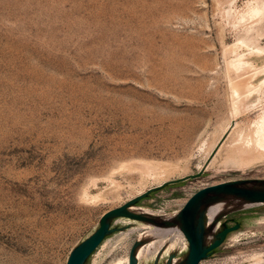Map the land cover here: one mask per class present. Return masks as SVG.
Returning a JSON list of instances; mask_svg holds the SVG:
<instances>
[{"label": "rangeland", "instance_id": "obj_1", "mask_svg": "<svg viewBox=\"0 0 264 264\" xmlns=\"http://www.w3.org/2000/svg\"><path fill=\"white\" fill-rule=\"evenodd\" d=\"M257 1L0 0V264H66L105 213L161 181L197 174L230 122L238 127L202 177L137 206L180 213L204 188L264 181V152L247 151L264 114V52L226 51L247 33L264 48ZM244 55L238 72L233 61ZM233 86L246 94L235 112ZM245 145L249 153L238 149ZM138 160L187 171L157 182L137 173ZM234 220L240 229L200 264H264V204L229 214L216 232ZM143 224L114 220L110 243L87 264H118L138 237L116 243L117 236ZM186 243L158 264L172 254L186 261Z\"/></svg>", "mask_w": 264, "mask_h": 264}, {"label": "water", "instance_id": "obj_2", "mask_svg": "<svg viewBox=\"0 0 264 264\" xmlns=\"http://www.w3.org/2000/svg\"><path fill=\"white\" fill-rule=\"evenodd\" d=\"M217 151L218 149H215L211 153L203 168L198 171L197 174L165 182L155 188L149 189L123 206L105 213L101 217L99 227L95 233L71 251L66 264H87L104 240L117 231V229L112 227V222L116 219L124 218L134 222H142L150 225L153 224L154 221L152 219L141 214L133 213L130 209L137 206L153 193L168 186L202 177ZM236 200L264 204V181L244 180L212 185L195 193L184 205L179 213L181 229L188 242V256L183 264H200L223 245L228 235L240 229L241 224L237 220L233 221L234 225L231 227H229L227 223H224L222 230L214 233L211 242L208 244L205 243L207 230H214L216 225L219 224L222 219L231 214H223L210 221L208 219V210L210 206L216 202ZM142 244L143 241L138 240L131 246L128 256V264H138L135 253ZM161 255V252L157 254L154 264H158ZM173 260L174 254L169 255L165 264H172Z\"/></svg>", "mask_w": 264, "mask_h": 264}, {"label": "bare ground", "instance_id": "obj_3", "mask_svg": "<svg viewBox=\"0 0 264 264\" xmlns=\"http://www.w3.org/2000/svg\"><path fill=\"white\" fill-rule=\"evenodd\" d=\"M258 1H259V5H258ZM257 2H255L256 3V7H254L253 8V12L254 13H257V14H259V15H262V16H260V17H262V19L264 20V0H258ZM252 6V5H251ZM250 7H248V9H249ZM251 10H252V8H251ZM249 12V11H248ZM251 12V11H250ZM262 13V14H261ZM249 14V13H248ZM243 18V20H244V17H242ZM246 18V17H245ZM256 18H257V16H256ZM261 20V19H260ZM262 20V21H263ZM248 32V31H247ZM247 32H245V33H247ZM250 32V31H249ZM249 33H247V34H245V35H248ZM245 35H242V38L240 37V42H239V44H237L236 46L234 45V48L232 47V49L230 48V49H226V51L228 50V51H230V53H232L231 51L232 50H234L235 48L236 49H238V46L239 45H245V46H247L248 47V45H249V47H253V49H255V54H261V53H263L264 52V48H260V47H258V46H255L254 45V41H253V39H248V38H245L246 36ZM250 36H251V34H250ZM250 36H249V38H250ZM244 37V38H243ZM256 42V41H255ZM256 44V43H255ZM251 45V46H250ZM242 46H241V48H242ZM246 47V48H247ZM236 49H235V51H236ZM240 49V48H239ZM235 51H234V54H236L235 53ZM237 52H239V50L237 51ZM250 52V51H249ZM251 52H252V50H251ZM251 52L250 53H248V54H251ZM254 52V51H253ZM252 52V53H253ZM233 54V53H232ZM242 54V53H241ZM239 55V54H238ZM243 55V54H242ZM235 56H237V54L235 55ZM236 59V58H235ZM234 59V60H235ZM233 63H234V69L236 70H238V72H239V69L241 70L242 68H243V66L244 65H247L248 64V61L245 59V55L244 56H240V57H237V59L235 60V61H233ZM251 62H249V64H250ZM251 65V64H250ZM251 66H253V65H251ZM245 68H251V67H246L245 66ZM236 70V71H237ZM243 70V69H242ZM264 72V71H263ZM260 73V72H259ZM258 74V73H257ZM262 74V73H261ZM256 76V75H255ZM254 78V77H253ZM251 81V80H250ZM263 82V81H262ZM264 83V82H263ZM250 84H251V82H250ZM246 86V85H245ZM250 86H253V84L252 85H250ZM258 86V85H257ZM256 86V87H257ZM260 86V87H259ZM258 87H257V89H255L254 88V86L252 87V88H254V90L252 91H250V93H249V90H247L246 89V91H248L247 93H248V95L246 96V99L250 96V95H252V94H254V93H256V92H260L261 90H262V88H261V86H262V83L259 85ZM239 88V86L238 87H232V98H231V100H233V110H234V112L236 111V107H237V101L239 100V99H244V96L246 95L245 93H241L240 92V89H238ZM249 89V88H248ZM251 89V88H250ZM262 92V91H261ZM258 94V93H257ZM251 97V96H250ZM249 99V98H248ZM248 101V100H247ZM248 103H250V102H248ZM253 103V102H252ZM260 119V118H259ZM232 123V124H231ZM230 124H231V126L226 130L227 132L224 134V136L223 137H221V140L218 142V144L216 145H213V146H215L214 148H212V151L210 152V155H211V153L215 150V149H218V151H217V153L218 152H220V149H221V147L222 146H224L226 143V140H227V138H228V136H229V134H230V132L231 131H233V130H235V127H238V126H236V123L235 122H230ZM256 124V123H255ZM229 126V125H228ZM227 128V127H226ZM256 128V127H255ZM254 131H256V136L255 137H252V135L254 136L255 135V133H254ZM251 134V136L249 135V137H251V138H254V140L253 139H249L250 141H248V142H252L251 144L253 145L252 147H251V149H248L247 148V151L249 150H251L252 152L254 151H256V152H260L261 151V153H263L264 152V114H263V116L261 117V119H260V121L258 122L257 121V130H254ZM235 132V131H234ZM233 132V133H234ZM254 133V134H253ZM241 136H242V134L240 135V137L239 138H241ZM248 137V138H249ZM230 138V137H229ZM244 139H247V136H246V138H243L242 140H243V143H237L236 144V146H238V145H242L243 146V144H245L244 143ZM253 140V141H252ZM237 141H238V139H237ZM235 142H236V140H235ZM225 143V144H224ZM249 143V144H250ZM235 144V143H234ZM248 144V143H247ZM233 145V144H232ZM251 146V145H250ZM233 147V146H232ZM253 147H254V150H253ZM245 149H243V148H241V146H239V148L238 149H241V150H245V152H246V145H245V147H244ZM237 149V148H236ZM237 149V150H238ZM233 150H235V145H234V149ZM237 150L235 151V152H233V153H236L237 152ZM241 150H238V151H241ZM208 152V153H209ZM242 152V151H241ZM244 151L242 152V153H245ZM251 152V153H252ZM217 153H216V155H217ZM231 153V152H230ZM232 153V154H233ZM246 153H249V152H246ZM232 154H228L229 155V157H231V156H235L234 154L232 155ZM253 154V153H252ZM259 153H257L256 155H258ZM209 155V154H208ZM209 155V156H210ZM215 155V157H217ZM241 155V154H240ZM240 155H236L235 156V158L234 159H236L237 158V156H238V158H239V156ZM255 155V156H256ZM260 155V154H259ZM258 155V156H259ZM244 156H245V154H244ZM248 156V155H247ZM262 155H260V157H261ZM263 156H264V154H263ZM263 156L261 157L262 159L261 160H263L264 158H263ZM214 157V158H215ZM241 157V156H240ZM250 157H251V154H250ZM250 157H249V159H246V160H248L249 162L251 161V159H252V161H254V156H253V158H251L250 159ZM209 158V157H208ZM208 158H206V161H207V159ZM214 158H213V160H212V162L210 163V165L212 166V163H214L213 161H214ZM236 159V160H234L235 162H237V163H243V162H239V161H237V160H239V159ZM246 158V157H245ZM257 158V157H256ZM255 158V159H256ZM226 159V163H227V159L229 160L230 158H225ZM224 159V160H225ZM231 159H232V157H231ZM242 159V158H241ZM258 159V158H257ZM216 160V159H215ZM233 160V159H232ZM260 160V159H259ZM259 160H257V161H259ZM139 161V160H138ZM142 161V160H141ZM139 161V167H136V166H134V168H137L138 170H137V173H141L142 175L141 176H144L145 174H147V175H149L150 177L151 176H153L156 180H157V182L158 181H160L163 177H169V176H175V175H177V174H179L180 172L182 173H185L186 171H187V168L186 167H184V165L182 166V167H180V165H178V163L177 164H168V163H156V161H155V163H153L154 161H152V162H150V161ZM205 161V162H206ZM242 161V160H241ZM243 161H245V160H243ZM251 161V162H252ZM256 161V160H255ZM134 162H136V161H134ZM162 162V161H161ZM230 162V161H229ZM234 162V163H235ZM246 162V161H245ZM248 162V163H249ZM251 162H250V164H251ZM130 163V162H129ZM132 163V162H131ZM169 163H171V162H169ZM224 163V162H223ZM222 163V164H223ZM230 163H232V162H230ZM233 163V164H234ZM237 163H236V165H237ZM253 163V162H252ZM128 163H125V164H122V165H127ZM134 164H136V163H134ZM200 164V163H199ZM203 164V163H202ZM205 164V163H204ZM204 164L203 165H199L198 166V171H200L202 168H203V166H204ZM225 164V163H224ZM229 164V163H228ZM246 164V166H248L247 165V163H244V165ZM249 164V165H250ZM137 165V164H136ZM208 166V168L207 169H209L211 166ZM214 165V164H213ZM129 166H130V164H129ZM129 166H124L123 167V169L124 168H126V169H128V172H132V169L133 168H131V167H129ZM224 166H226V165H224ZM243 166V165H242ZM242 166L240 167V168H242ZM246 166H243V167H246ZM237 167V166H236ZM235 167V168H236ZM239 167V166H238ZM120 168H122V167H120ZM119 167H118V170L116 169V170H114L115 172L117 171L118 173L121 171V169H120ZM129 168H131V169H129ZM120 170V171H119ZM125 170H123V172H124ZM116 172V173H117ZM127 172V171H126ZM182 173V174H183ZM115 174V173H114ZM146 175V176H147ZM181 175V174H180ZM148 176V177H149ZM146 177H144V179H145ZM152 178V177H151ZM150 178V179H151ZM141 180H143V178L141 177ZM146 180V179H145ZM167 180H169V179H167ZM111 181H113V180H111ZM154 181V180H153ZM166 181V180H165ZM108 182H109V180H108ZM114 182V181H113ZM155 182V181H154ZM162 182V181H161ZM160 182V184L159 185H161V184H163V182L161 183ZM156 183V182H155ZM165 183V182H164ZM108 184V183H107ZM112 184V183H111ZM158 185V186H159ZM142 193V192H141ZM87 194V193H86ZM85 194V195H86ZM139 195H140V193H139ZM193 195V194H192ZM87 196V198H88V195H86ZM91 196V195H90ZM100 197V196H99ZM87 200H89V199H87ZM96 200V199H95ZM90 201H91V198H90ZM257 205H262V204H260V203H252V202H249V201H245V200H236V201H221V202H216V203H214L212 206H210V208H209V210H208V219L211 221L212 219H214L215 217H218V216H221V215H223V214H229V213H234V212H237V211H241V210H244V209H248V208H251V207H254V206H257ZM130 211L131 212H133V213H137V214H141V215H144V216H146V217H148V218H150V219H152L153 221H154V223H153V225L154 226H149L150 224H148V225H140V226H137V227H134V228H131V229H129V230H127V231H125V232H122L121 234H119L118 236H117V239H116V243L117 242H119V241H124V239H128V238H130L132 235H137V237H138V240H142L143 241V244L136 250V253H135V255H136V259H137V262H138V264L140 263V264H146V262L148 261V260H151V259H153L154 257H156V255L159 253V252H161V253H164V254H168V253H170V252H175V250L178 248V246H181V248H185V247H187V243H186V239H185V237H184V235H183V232H182V229H181V225H180V217H179V213H172V214H166L163 210L161 211L160 210V212H157V211H152V210H148V209H143V208H141V207H138V206H134V207H132L131 209H130ZM217 229H218V224L216 225V227L214 228V230H207V232H206V236H205V243L206 244H208L209 242H211V240H212V237H213V235H214V233H216V231H217ZM130 240V239H129ZM106 243H110L109 241H105L104 243H103V245L104 244H106ZM111 243H113V242H111ZM126 243H128V242H126ZM102 245V246H103ZM101 246V247H102ZM121 246H123V245H121ZM130 245H128V247H129ZM119 247V246H118ZM127 247V246H126ZM125 250H126V248H125ZM127 250H128V248H127ZM110 253H111V251H110ZM108 254V253H107ZM128 252H127V254L125 255V257L124 258H121L120 260H118V264H128ZM172 264H183V262L181 263V261L180 260H178V259H174L173 260V262H172Z\"/></svg>", "mask_w": 264, "mask_h": 264}]
</instances>
